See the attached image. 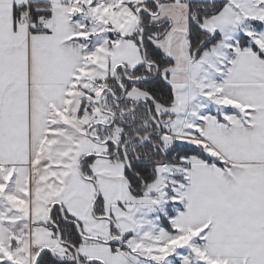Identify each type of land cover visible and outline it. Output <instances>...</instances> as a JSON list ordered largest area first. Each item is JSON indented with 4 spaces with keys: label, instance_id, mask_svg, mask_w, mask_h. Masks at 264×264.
<instances>
[{
    "label": "snow or ice",
    "instance_id": "6c2138e0",
    "mask_svg": "<svg viewBox=\"0 0 264 264\" xmlns=\"http://www.w3.org/2000/svg\"><path fill=\"white\" fill-rule=\"evenodd\" d=\"M0 264H264V0H0Z\"/></svg>",
    "mask_w": 264,
    "mask_h": 264
}]
</instances>
